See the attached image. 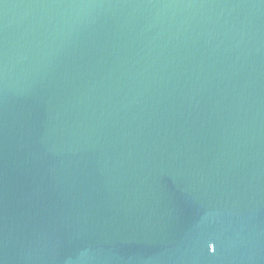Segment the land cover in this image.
I'll list each match as a JSON object with an SVG mask.
<instances>
[{
  "label": "water",
  "instance_id": "1",
  "mask_svg": "<svg viewBox=\"0 0 264 264\" xmlns=\"http://www.w3.org/2000/svg\"><path fill=\"white\" fill-rule=\"evenodd\" d=\"M0 264H264V0H0Z\"/></svg>",
  "mask_w": 264,
  "mask_h": 264
}]
</instances>
